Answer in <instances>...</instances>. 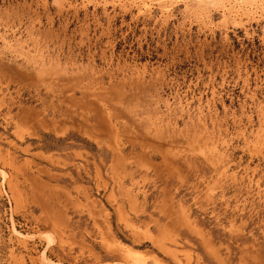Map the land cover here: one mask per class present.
<instances>
[{
	"label": "rangeland",
	"instance_id": "rangeland-1",
	"mask_svg": "<svg viewBox=\"0 0 264 264\" xmlns=\"http://www.w3.org/2000/svg\"><path fill=\"white\" fill-rule=\"evenodd\" d=\"M0 264H264V0H0Z\"/></svg>",
	"mask_w": 264,
	"mask_h": 264
}]
</instances>
